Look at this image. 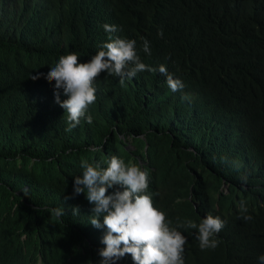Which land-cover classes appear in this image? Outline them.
Instances as JSON below:
<instances>
[{"label": "trees", "instance_id": "trees-1", "mask_svg": "<svg viewBox=\"0 0 264 264\" xmlns=\"http://www.w3.org/2000/svg\"><path fill=\"white\" fill-rule=\"evenodd\" d=\"M115 37L134 40L157 71L123 84L102 73L92 123L66 131L44 76L61 56L87 62ZM113 156L148 173L153 206L187 237L184 264H260L264 0H0V264H99L106 227L90 224L86 190L66 197L82 162L106 168ZM209 215L225 224L218 246L201 250L198 228L178 226ZM115 264L134 262L126 254Z\"/></svg>", "mask_w": 264, "mask_h": 264}, {"label": "clouds", "instance_id": "clouds-1", "mask_svg": "<svg viewBox=\"0 0 264 264\" xmlns=\"http://www.w3.org/2000/svg\"><path fill=\"white\" fill-rule=\"evenodd\" d=\"M107 33L118 31L117 26L105 24ZM159 35H163L161 31ZM134 40L119 37L111 38L104 45V49L98 51L87 62H78V56L67 54L61 56L58 63L52 67L44 78L53 85L55 103L67 112L69 126L66 131H72L85 118L88 124L92 123V117L86 116L90 105L96 102V88L94 81L102 73L115 76L120 83L134 78L137 73L145 70L149 72L157 69L143 63L136 52ZM143 51L151 55L150 42L144 40ZM159 73L166 77L167 85L172 92L181 91L183 82L174 78L161 65ZM43 73L31 76L32 80L39 79ZM61 94L67 99L61 101ZM83 174L73 177L72 193L68 198L84 194L93 205L91 212L95 214L90 224L99 229L106 227V233L101 239L105 245L98 251L99 264H115L126 254L131 256L134 264H184L183 253L188 240L177 228L169 226L164 212L153 206L152 197L148 194L149 178L146 171H142L136 165H126L116 157H111L106 168L99 164L93 166L82 162ZM112 189L109 194L108 190ZM57 218L65 212L63 208L54 209ZM74 211L79 212L78 208ZM242 213L247 212L244 202H241ZM99 217H103L101 224ZM244 220H251L249 215H243ZM225 222L219 217L207 216L197 225L188 221L186 225L190 229L198 228L197 239L201 250L215 249L218 246V233L224 227ZM260 264H264V255L259 258ZM33 264H39L37 259Z\"/></svg>", "mask_w": 264, "mask_h": 264}, {"label": "rangeland", "instance_id": "rangeland-1", "mask_svg": "<svg viewBox=\"0 0 264 264\" xmlns=\"http://www.w3.org/2000/svg\"><path fill=\"white\" fill-rule=\"evenodd\" d=\"M125 146H128V143H125ZM138 160H140V158H138ZM141 160H142V158H141Z\"/></svg>", "mask_w": 264, "mask_h": 264}]
</instances>
